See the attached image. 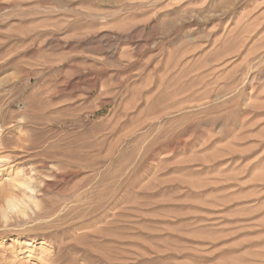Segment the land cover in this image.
<instances>
[{"label":"rangeland","instance_id":"rangeland-1","mask_svg":"<svg viewBox=\"0 0 264 264\" xmlns=\"http://www.w3.org/2000/svg\"><path fill=\"white\" fill-rule=\"evenodd\" d=\"M0 171V264H264V0H0Z\"/></svg>","mask_w":264,"mask_h":264},{"label":"bare ground","instance_id":"bare-ground-1","mask_svg":"<svg viewBox=\"0 0 264 264\" xmlns=\"http://www.w3.org/2000/svg\"><path fill=\"white\" fill-rule=\"evenodd\" d=\"M1 172V171H0ZM29 239V238H28ZM34 239V238H33ZM29 241H32V239H30ZM27 245H30V243H28ZM50 252V251H49ZM50 254V253H49ZM49 257V256H48ZM51 257V256H50ZM42 259L44 260L43 262H47V259H45V257H42Z\"/></svg>","mask_w":264,"mask_h":264}]
</instances>
